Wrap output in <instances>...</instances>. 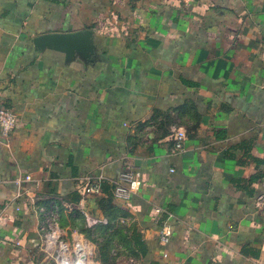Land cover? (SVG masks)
Segmentation results:
<instances>
[{"label":"crops","instance_id":"1","mask_svg":"<svg viewBox=\"0 0 264 264\" xmlns=\"http://www.w3.org/2000/svg\"><path fill=\"white\" fill-rule=\"evenodd\" d=\"M85 29L88 60L32 43ZM0 108L17 117L0 133V264H54L50 202L64 230L80 207L112 216L114 264H264V0H0ZM129 170L140 190L115 199ZM83 175L101 192L80 206Z\"/></svg>","mask_w":264,"mask_h":264},{"label":"built area","instance_id":"2","mask_svg":"<svg viewBox=\"0 0 264 264\" xmlns=\"http://www.w3.org/2000/svg\"><path fill=\"white\" fill-rule=\"evenodd\" d=\"M16 123L17 117L15 113L7 108H0V133L2 135L9 136ZM185 138V130L181 128L174 129L171 134L173 144L171 150L173 152L183 150ZM29 179L30 176L26 175L23 178H18L16 183L19 185L22 181ZM100 184V177L83 175L77 179L75 190L80 195V206L86 204L88 198L100 194ZM140 187L141 180L137 172L131 170L122 172L119 174L117 180H114L113 196L115 199L126 201L136 194L140 190ZM22 194L23 192L18 191L17 197H20ZM62 207L69 211L75 209L71 204L63 203ZM16 210H19V208L17 207ZM38 212L39 248L46 258L54 264H97L93 259V251L87 240L82 238V236L68 240L64 229L59 225V207L57 205L50 202L48 208H40ZM80 212L85 222L90 226H94L99 222H106L105 219H98L93 216L87 209L80 207ZM170 235V227L168 225L163 226L159 233V241L161 243L167 242Z\"/></svg>","mask_w":264,"mask_h":264},{"label":"water","instance_id":"3","mask_svg":"<svg viewBox=\"0 0 264 264\" xmlns=\"http://www.w3.org/2000/svg\"><path fill=\"white\" fill-rule=\"evenodd\" d=\"M32 43L38 50L51 49L63 52L68 60L75 55L88 60L96 51L93 31L90 29L40 34L32 39Z\"/></svg>","mask_w":264,"mask_h":264},{"label":"rangeland","instance_id":"4","mask_svg":"<svg viewBox=\"0 0 264 264\" xmlns=\"http://www.w3.org/2000/svg\"><path fill=\"white\" fill-rule=\"evenodd\" d=\"M59 222H61V218L59 219ZM63 223L64 222H62V224ZM65 223H67V222H65ZM102 223H106V222H102ZM75 224H76L75 226L71 225L69 227H65L64 232L66 233V236H67L68 240H73L72 234H76V236L77 235L82 236V238H84L85 240H87L89 242V244L91 246V249L93 251V259L98 264H102L99 261V259H98L99 258L98 256L100 254H106V257L108 258L107 260L105 258L107 264H114L117 261L116 260L117 258H115V256L111 260L110 259L111 257L109 256V253H108L110 250L112 251V253L116 249L118 250L117 245L114 242V237H115L114 233L115 232H113L112 229L105 227L107 229L104 228V230H101V228H99V229L97 227L94 228L95 226H97L96 224L94 226H90V225H88L87 222H85V224H84V222H83V224H82V222H75ZM81 225H85L84 226L85 227V231H82L80 229ZM107 240L111 241V242L109 241L110 245L107 246V248L109 250L108 252L106 250V245H105ZM100 242H102V243H100ZM104 252H106V253H104ZM103 257H105V256H103Z\"/></svg>","mask_w":264,"mask_h":264},{"label":"trees","instance_id":"5","mask_svg":"<svg viewBox=\"0 0 264 264\" xmlns=\"http://www.w3.org/2000/svg\"><path fill=\"white\" fill-rule=\"evenodd\" d=\"M62 214V213H61ZM63 217V216H62ZM104 219L106 220V223H98V224H96L97 226H95L94 228H101V230H104V228L105 227H107V228H110V229H112L113 230V232H115L114 234L116 235L117 233H119L120 232V225L119 224H117L116 222H115V220L113 219V217L112 216H110L109 214H105V217H104ZM72 221L73 222H71V225H73V226H75L76 224H75V222H82V224H83V222H84V224H85V220H84V218L81 216V215H79V214H76L74 217H72ZM85 225H81L80 227V229L82 230V231H85V227H84ZM103 228V229H102ZM107 228H105V229H107ZM109 241L110 240H107V242H106V250H107V252L109 251L108 250V248H107V246L108 245H110L109 244ZM111 242V241H110ZM100 243H102V242H100ZM114 249V248H113ZM109 252H111V250L109 251ZM108 252V253H109ZM104 253H106V252H104ZM103 256H105V257H103ZM99 258V261L102 263V264H107V262H106V260L108 259L107 257H106V254H100L99 256H98ZM105 258H106V260H105Z\"/></svg>","mask_w":264,"mask_h":264}]
</instances>
